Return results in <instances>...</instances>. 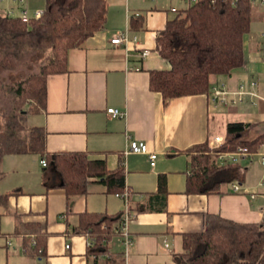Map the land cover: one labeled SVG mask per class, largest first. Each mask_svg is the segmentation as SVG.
I'll return each mask as SVG.
<instances>
[{
  "label": "crops",
  "instance_id": "0c3cea01",
  "mask_svg": "<svg viewBox=\"0 0 264 264\" xmlns=\"http://www.w3.org/2000/svg\"><path fill=\"white\" fill-rule=\"evenodd\" d=\"M189 1L105 0L102 29L68 50L65 71L45 78L43 108L27 115L33 118L30 125L45 131V151L84 153L89 160H101L106 170L122 166L128 195L124 201L90 178L85 191L73 196L67 208L59 176L48 164L40 166L34 154L3 156L0 215L10 220L5 222L19 245L11 255L5 252L3 264H9V257L17 258L16 264H110L109 255L117 264H176L172 255L182 251L181 234L200 231L205 213L241 223L264 218V207L256 198L251 201L246 192H231L229 185L221 193H185L190 156L186 150L203 142L216 146L215 138L223 139L228 122L264 121V38L260 36L264 28L243 36L240 67L228 75L209 76V87H222L233 104H213L210 89L207 95L174 97L163 104L161 95L148 87L150 70L168 68L157 53L156 35ZM253 1L250 27L264 25V0ZM10 2L0 9V16L27 12L26 0ZM14 9L19 14L14 15ZM125 29L136 41L110 44ZM141 51L147 54L141 57ZM245 104L252 109L242 107ZM110 107L123 116L110 117L105 112ZM129 139L143 141L155 153L153 166L144 154H122ZM159 175L165 177L162 202L151 197ZM125 207H131L126 224L131 245L125 260L120 233L112 237L118 236V249H111V239L104 252L95 251L84 235L71 234L79 214L113 216ZM23 237L33 239L26 252ZM35 238L43 244V255L30 249Z\"/></svg>",
  "mask_w": 264,
  "mask_h": 264
},
{
  "label": "trees",
  "instance_id": "16d2710c",
  "mask_svg": "<svg viewBox=\"0 0 264 264\" xmlns=\"http://www.w3.org/2000/svg\"><path fill=\"white\" fill-rule=\"evenodd\" d=\"M105 11V0H44L40 14L26 21L19 16H0V74L13 70L26 50L41 54L37 73L10 84L17 102L10 114L2 116L0 160L7 154H34L43 159L59 176L67 208L73 196L85 191L90 178L114 194L123 193L122 166L106 170L101 160H89L84 153H47L43 128L26 127L23 122L43 108L45 78L66 70L68 50L102 29ZM251 13L252 0H190L156 35L157 53L168 68L148 72L149 89L161 95L163 104L174 97L207 95L210 75H228L241 66L243 36L250 30ZM262 126L264 121L228 122L219 145L209 147L203 142L186 150L190 156L185 193H221L233 181L241 184L245 168L238 163L219 164L217 156L236 146L256 153L264 143ZM257 127L260 130L251 136L250 130ZM164 196L165 177L159 175L151 197L162 202ZM120 216L83 212L71 234L84 235L95 251L104 252L106 244L119 234ZM181 239L182 251L172 255L176 264H264V218L259 223H241L205 213L201 230L182 233ZM32 240L23 237L25 252ZM30 249L43 255V244L36 238ZM107 261L117 264L110 255Z\"/></svg>",
  "mask_w": 264,
  "mask_h": 264
},
{
  "label": "rangeland",
  "instance_id": "374dc122",
  "mask_svg": "<svg viewBox=\"0 0 264 264\" xmlns=\"http://www.w3.org/2000/svg\"><path fill=\"white\" fill-rule=\"evenodd\" d=\"M258 1V0H257ZM256 0L253 3H258ZM44 0H26V9L27 15L32 17L34 13L40 10L43 6ZM264 5V4H263ZM11 6L10 0H0V9ZM21 13V12H20ZM13 14H19L18 9L13 10ZM264 28V25L259 24H251L250 31H257ZM41 54L37 51L26 50L21 53L19 57L16 59V64L13 70L3 71L0 74V123L3 121L2 116L4 114H10L13 110V104L17 102L15 99L13 89L10 84H13L20 79L27 77L30 74H35L38 72V65ZM248 104H245L244 108L252 109L248 107ZM25 108L27 105L24 106ZM32 117L26 116L23 124L26 127H32L30 123L32 122ZM264 126H262L263 128ZM258 130V128H253L250 130V135L252 131ZM260 130V129H259ZM258 130V131H259ZM264 154V143L259 147L256 153H253L251 157H247L242 160H236L235 163L240 164L242 168H245V173L243 175V179L241 184L239 185V190L242 192L250 193H260L262 188L264 187V165H261L259 162V155ZM224 159V160H223ZM217 159L219 164L231 163L229 158ZM228 185V184H227ZM226 185V186H227ZM11 193V192H9ZM256 202H259L261 206L264 207V198L259 195L255 199ZM0 209H4L3 206H0ZM5 221L10 220L0 215V263L3 264L5 259V252L9 255L12 254L14 250L19 249L18 241L16 238H13L10 228H8V224ZM9 234V235H8ZM118 237V236H117ZM116 236L111 240L112 246L111 249L116 251L118 249V238ZM11 257L8 258L9 264H16L17 258L11 260Z\"/></svg>",
  "mask_w": 264,
  "mask_h": 264
},
{
  "label": "built area",
  "instance_id": "2783aa9c",
  "mask_svg": "<svg viewBox=\"0 0 264 264\" xmlns=\"http://www.w3.org/2000/svg\"><path fill=\"white\" fill-rule=\"evenodd\" d=\"M39 14H40V11H37L36 13L33 14V16H38ZM19 17L22 21H26L29 18V16L27 15V12L25 10L21 11ZM260 36H262L264 38V33H261ZM135 41H136V37L135 36L129 37L127 29H125L119 35H117V36H115L109 40L110 44H113V45H117L120 43L127 44L128 42H135ZM263 49H264V46H263ZM146 54H147L146 51L140 52L141 57H144ZM263 57H264V53H263ZM210 90L212 93L211 101L213 102V104H215L216 102L223 105V106L233 104L234 101L232 99L227 98V91L224 90L222 87H219V88L218 87H211ZM105 112L110 117H122L123 116V113H121L118 109L112 108V107L105 109ZM216 141L218 142L217 145H219L222 142V140L221 139L219 140L218 138H215V142ZM128 153L146 155L147 161H148L150 166H153L154 160L156 157L155 153L148 151L147 146L143 141L136 140V139H129L126 141V144H125V147L123 149L122 154L125 155ZM251 156H252V154L249 153L245 147L236 146L231 151L220 152L217 157L219 159L229 158L231 163H235L236 160H242V159H245V158L251 157ZM259 162L261 165H264V154L259 155ZM39 165L45 166L46 162L43 159H39ZM239 185H240V183H238L236 181L231 182L229 184L230 191L234 192V193L239 191ZM127 194H128V190L125 188L124 192L119 194V196H121L123 198V200L126 201ZM258 195L260 197L264 198V187L262 188V190L258 194H256V193L248 194L249 200L252 201ZM130 219H131V216L128 213L127 208L125 207V209L122 211V214L120 216V224L118 227L120 229L119 233H120V237H121L122 256L124 257V260L127 257V250L129 248V246L131 245V238L129 237V235L127 233V229H126V224ZM163 246H166V243H164V241H163ZM64 247H65V249H67L68 244H65Z\"/></svg>",
  "mask_w": 264,
  "mask_h": 264
}]
</instances>
